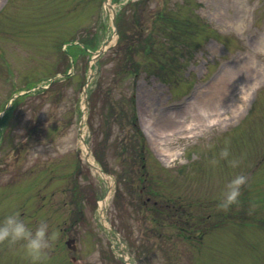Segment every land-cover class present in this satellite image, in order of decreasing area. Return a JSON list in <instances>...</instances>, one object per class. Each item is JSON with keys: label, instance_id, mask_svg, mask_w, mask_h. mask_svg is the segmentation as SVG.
Masks as SVG:
<instances>
[{"label": "rangeland", "instance_id": "obj_1", "mask_svg": "<svg viewBox=\"0 0 264 264\" xmlns=\"http://www.w3.org/2000/svg\"><path fill=\"white\" fill-rule=\"evenodd\" d=\"M137 1L0 0V218L49 224L41 264H264V0H144L135 21ZM165 5L184 22L170 42L153 22ZM134 21L158 42L129 62L116 45ZM81 36L93 48L69 62L61 50ZM169 117L192 125L166 137L165 159L145 121ZM0 264H31L23 242L0 243Z\"/></svg>", "mask_w": 264, "mask_h": 264}, {"label": "clouds", "instance_id": "obj_2", "mask_svg": "<svg viewBox=\"0 0 264 264\" xmlns=\"http://www.w3.org/2000/svg\"><path fill=\"white\" fill-rule=\"evenodd\" d=\"M220 155L227 157L229 149L225 147L221 150ZM230 163L236 166L238 161L231 160ZM245 181L246 176L243 174H236L227 181L221 201L222 206L226 207L237 199L240 186ZM53 235L54 233H50L49 224L46 221L41 220L37 225L32 226L20 216L18 211H10L0 218V243L23 242L24 254L30 258L31 264H41L45 259Z\"/></svg>", "mask_w": 264, "mask_h": 264}, {"label": "trees", "instance_id": "obj_3", "mask_svg": "<svg viewBox=\"0 0 264 264\" xmlns=\"http://www.w3.org/2000/svg\"><path fill=\"white\" fill-rule=\"evenodd\" d=\"M142 4H144V0L137 1L133 4L135 21H136V15L141 14V11L139 12V9H140V6ZM135 21H134V24L136 26L135 28L137 30V33L135 32L134 35L128 34L127 36L122 34L119 38L117 45H116L117 47L124 45L125 48H127V54H126L127 59L126 58L125 59H126V61H129V62H132L133 55L136 54V52H139L140 50L144 51V53L148 56L156 53L157 49L155 50L154 46H155V43L157 44L158 39L155 36V34L156 33L162 34V32H164L168 42H170L171 40H174L176 33L181 29L180 25L184 23L182 18L174 16L172 10H167L166 5L159 9V11L157 12L155 19L153 21V22H156L155 24L158 25V26H155L156 33L152 32L150 34H147L146 32H143L140 28L142 26L141 22L139 23V22H135ZM160 22L164 23V27H161ZM118 29H119V26H118ZM89 39L90 38L87 36H81L78 40L72 39L71 41H66L65 44L71 42V45L67 47L66 51L61 50L62 55L69 62H70V57H72L74 62L77 63L78 57H80V56L86 57V55L88 54L87 49L93 48L92 42H90ZM75 41H79V43H81L83 46L81 44H74ZM170 48H171V50L176 49V51L171 54L173 57H175L176 54L180 50L178 42H172L170 45ZM171 50H169V52ZM182 51H184V50H182ZM69 67H70V63L67 64V66L64 70H59V68H58L56 71V74L57 73H63L65 75V78H68L69 76H67L66 73L68 72ZM135 70L134 71L136 73L141 72V71L142 72L143 71L144 72L149 71L147 68H143L140 71H138V69H135ZM14 102H16V100H14ZM165 237L169 240L171 236H170V234H166Z\"/></svg>", "mask_w": 264, "mask_h": 264}, {"label": "bare ground", "instance_id": "obj_4", "mask_svg": "<svg viewBox=\"0 0 264 264\" xmlns=\"http://www.w3.org/2000/svg\"><path fill=\"white\" fill-rule=\"evenodd\" d=\"M108 4H110V3H108ZM113 42H114V38L111 40L110 44H112ZM216 101L217 102H215V105L217 107H220L223 104V101L221 100V98H217ZM194 121L197 122V124L200 123L201 125H204V124L212 125L218 121V116L212 117V118L208 117V118H206V121H202V120H194ZM190 125H192V124H184V125H180L179 127H176V125H174V123H173V120H171V117H169V119H167L166 121H163L161 124H158V125H152L151 121L149 119H146V121H145V128H146L149 139L152 141L156 151L161 156H164L165 159H167V158L170 159L172 156L170 149L164 147V142L167 141L166 137H168L169 134L173 133L174 131H178L181 129H189L190 130L191 129ZM82 137H83V135L81 136V143H82L83 149L86 151L87 147L84 145ZM87 161L90 162L91 164L95 165V161L93 158L90 157V158H88ZM102 175L105 178L109 177L106 174H102ZM110 196H111V191H108L107 195L104 197V199L99 202V206H100L101 211L108 204Z\"/></svg>", "mask_w": 264, "mask_h": 264}, {"label": "water", "instance_id": "obj_5", "mask_svg": "<svg viewBox=\"0 0 264 264\" xmlns=\"http://www.w3.org/2000/svg\"><path fill=\"white\" fill-rule=\"evenodd\" d=\"M113 24H114V26L116 27V14L114 13V17H113ZM108 44H109V42L108 43H106V44H104L102 47H101V49L97 52V56H100V55H102L105 51H106V49H107V46H108ZM86 103H88L87 101H86ZM96 168V167H95ZM102 171V170H101ZM103 172V171H102ZM72 243H75V239H69L67 242H66V244L68 245V247L69 248H71V249H75V247H72Z\"/></svg>", "mask_w": 264, "mask_h": 264}]
</instances>
